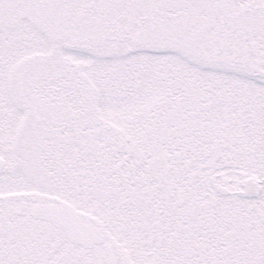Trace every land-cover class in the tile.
<instances>
[{
  "label": "snow or ice",
  "instance_id": "obj_1",
  "mask_svg": "<svg viewBox=\"0 0 264 264\" xmlns=\"http://www.w3.org/2000/svg\"><path fill=\"white\" fill-rule=\"evenodd\" d=\"M0 264H264V0H0Z\"/></svg>",
  "mask_w": 264,
  "mask_h": 264
}]
</instances>
